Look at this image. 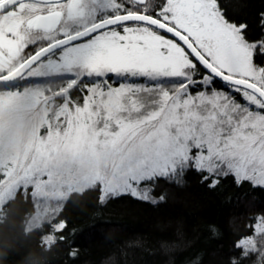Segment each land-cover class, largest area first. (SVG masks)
Segmentation results:
<instances>
[{
	"label": "snow or ice",
	"instance_id": "6c2138e0",
	"mask_svg": "<svg viewBox=\"0 0 264 264\" xmlns=\"http://www.w3.org/2000/svg\"><path fill=\"white\" fill-rule=\"evenodd\" d=\"M188 172L264 191V8L245 19L223 0H0V221L18 197L32 203L26 231L74 264L69 197L156 204L158 182ZM251 221L225 264H264V211Z\"/></svg>",
	"mask_w": 264,
	"mask_h": 264
},
{
	"label": "trees",
	"instance_id": "16d2710c",
	"mask_svg": "<svg viewBox=\"0 0 264 264\" xmlns=\"http://www.w3.org/2000/svg\"><path fill=\"white\" fill-rule=\"evenodd\" d=\"M237 18L254 19L264 0H223ZM156 204L131 196L104 203L96 190L73 194L61 215L71 229L79 256L74 264H187L197 251L205 264H225L234 241L247 231L251 217L264 211V191L237 188L231 178L210 189L188 172L181 184L161 179ZM32 203L20 199L5 208L0 221V264H73L64 246L48 251L41 232L26 231ZM210 226L217 234L210 235Z\"/></svg>",
	"mask_w": 264,
	"mask_h": 264
}]
</instances>
